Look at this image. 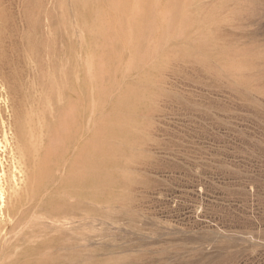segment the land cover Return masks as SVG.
I'll list each match as a JSON object with an SVG mask.
<instances>
[{
  "label": "rangeland",
  "instance_id": "374dc122",
  "mask_svg": "<svg viewBox=\"0 0 264 264\" xmlns=\"http://www.w3.org/2000/svg\"><path fill=\"white\" fill-rule=\"evenodd\" d=\"M0 264H264V0H0Z\"/></svg>",
  "mask_w": 264,
  "mask_h": 264
},
{
  "label": "bare ground",
  "instance_id": "6f19581e",
  "mask_svg": "<svg viewBox=\"0 0 264 264\" xmlns=\"http://www.w3.org/2000/svg\"><path fill=\"white\" fill-rule=\"evenodd\" d=\"M1 205V204H0Z\"/></svg>",
  "mask_w": 264,
  "mask_h": 264
}]
</instances>
